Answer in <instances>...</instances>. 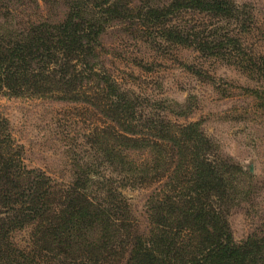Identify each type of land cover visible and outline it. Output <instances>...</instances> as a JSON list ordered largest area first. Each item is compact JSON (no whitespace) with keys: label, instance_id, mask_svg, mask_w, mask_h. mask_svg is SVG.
I'll use <instances>...</instances> for the list:
<instances>
[{"label":"trees","instance_id":"1","mask_svg":"<svg viewBox=\"0 0 264 264\" xmlns=\"http://www.w3.org/2000/svg\"><path fill=\"white\" fill-rule=\"evenodd\" d=\"M68 8L57 24H0V93L92 107L103 125L89 132L86 158L72 153L65 186L26 166L0 118V264H264V236L236 243L228 223L230 210L247 201L250 176L219 154L199 123L172 122L147 98L122 90L104 68L99 42L108 21L121 19L149 39L181 46L194 37L167 25L174 15L239 20L238 6L73 0ZM219 43L205 38L199 49L221 56ZM129 187L149 190L143 224L122 193ZM25 229L28 244L20 246L13 236Z\"/></svg>","mask_w":264,"mask_h":264},{"label":"rangeland","instance_id":"2","mask_svg":"<svg viewBox=\"0 0 264 264\" xmlns=\"http://www.w3.org/2000/svg\"><path fill=\"white\" fill-rule=\"evenodd\" d=\"M71 1L0 0V24L17 30L57 24ZM231 1L241 12L239 20H219L197 11L170 18L169 27L194 37L185 36L181 46L156 34L149 39V33L121 19L108 21L99 42L104 68L122 90L147 98L159 108L152 109L154 113L172 122L199 123L219 154L250 176L247 203L235 206L228 215L233 240L239 243L253 234L264 236V0ZM205 38L219 41L226 52L204 55L199 46ZM0 118L22 147L26 166L41 169L65 186L73 180L72 153L86 158L81 151L87 148L89 132L103 125L92 107L2 93ZM122 193L143 224L149 190L129 187ZM13 240L26 246L29 229L14 234Z\"/></svg>","mask_w":264,"mask_h":264}]
</instances>
